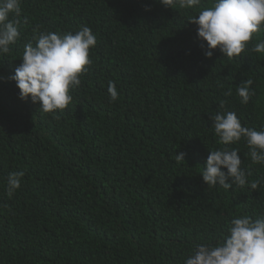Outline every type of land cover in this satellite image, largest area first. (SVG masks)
<instances>
[{
    "label": "trees",
    "instance_id": "trees-1",
    "mask_svg": "<svg viewBox=\"0 0 264 264\" xmlns=\"http://www.w3.org/2000/svg\"><path fill=\"white\" fill-rule=\"evenodd\" d=\"M198 11L22 0L20 38L0 55V264H185L195 244L222 240L232 218L264 215V165L243 139L228 147L239 149L244 187L207 188L201 177L209 151L223 147L211 116L234 111L242 126L264 129V54L250 51L264 25L239 57L217 49L208 59L189 22ZM81 26L97 43L72 102L54 116L21 101L9 78L34 29ZM246 80L254 94L242 105L236 87ZM10 172L24 173L12 197Z\"/></svg>",
    "mask_w": 264,
    "mask_h": 264
},
{
    "label": "clouds",
    "instance_id": "clouds-1",
    "mask_svg": "<svg viewBox=\"0 0 264 264\" xmlns=\"http://www.w3.org/2000/svg\"><path fill=\"white\" fill-rule=\"evenodd\" d=\"M22 0H0V55L7 54L20 38ZM167 9H199L189 18L197 26V36L202 42L204 56L211 59L215 50L228 58L239 57L246 51L253 34L264 25V0H209L200 7L202 0H159ZM148 10V9H146ZM32 42L24 46L21 63L9 79L19 90V99L39 104V111L51 113L63 111L72 102L70 90L81 84L82 75L92 61L90 49L97 43L96 35L88 26H81L75 33L65 34L34 29ZM251 52L264 54V41L256 42ZM251 80L236 87L240 103L246 105L254 94ZM110 101L118 98V90L109 82ZM231 95V90H229ZM217 143L223 147L209 151L202 172V180L208 187L221 186L232 189L248 183L245 169L235 145L243 139L249 149L251 161L264 165V129L257 131L242 126L234 111L217 112L211 116ZM185 153L176 154L184 161ZM226 170V171H225ZM23 172H10L6 192L9 197L21 188ZM261 181H253L257 189ZM185 264H264V215L252 219L247 215L232 218L227 235L215 245L195 244Z\"/></svg>",
    "mask_w": 264,
    "mask_h": 264
}]
</instances>
